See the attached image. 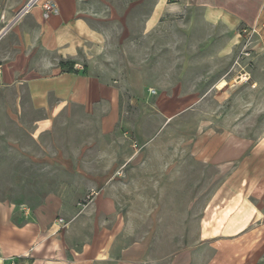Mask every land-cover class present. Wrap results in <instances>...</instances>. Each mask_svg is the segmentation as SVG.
I'll use <instances>...</instances> for the list:
<instances>
[{"label":"rangeland","instance_id":"1","mask_svg":"<svg viewBox=\"0 0 264 264\" xmlns=\"http://www.w3.org/2000/svg\"><path fill=\"white\" fill-rule=\"evenodd\" d=\"M9 1L0 0V29ZM14 1L18 4L9 10L16 17L31 0ZM45 1L53 4L55 13L44 14ZM72 1L76 17L89 29L91 39L86 38L83 50L90 51L91 73L118 81L127 103L117 126L106 133L97 114L77 108L71 120L60 122L49 134L31 137L29 127L22 136L0 134V160H7L0 169V200L29 214L47 204L58 205L57 220L62 219L64 227L72 213L102 214L111 205L121 214L125 243H147L156 264H264V249L245 250L243 243L234 245L233 236L201 232L213 222L201 209L216 187L215 171L191 155L200 135L222 123L236 128L238 145L253 144L264 134V52L257 47L258 37L244 50L241 33L252 26L204 21L211 19L214 4L226 6L227 0ZM33 8L44 19L58 15L53 0H37L27 11ZM219 77L229 84L214 88ZM179 94L189 103H160L165 96ZM132 98L139 104L130 105ZM194 100L198 102L190 103ZM165 109L173 115L166 127L159 121ZM153 115L156 121L149 123ZM120 152L132 161L142 160V166L145 160L153 161L157 176L154 169L141 168L134 170L135 179L130 174L123 184L90 185L87 179L101 175V170L86 168L85 163H115ZM172 153L176 157L169 169L164 156ZM107 172L125 177L122 170ZM50 196L56 200L49 201ZM97 219L100 225H115V218L104 214Z\"/></svg>","mask_w":264,"mask_h":264},{"label":"crops","instance_id":"2","mask_svg":"<svg viewBox=\"0 0 264 264\" xmlns=\"http://www.w3.org/2000/svg\"><path fill=\"white\" fill-rule=\"evenodd\" d=\"M53 1L58 15L47 19L38 8L14 17L9 10L18 4L14 0L3 12L6 21L0 29V104L4 111L0 113V134L22 136L27 127L31 137L49 134L60 122L71 120L77 108L85 114H97L106 133L115 128L121 107L127 103L118 81L113 83L91 73L90 51L83 50L86 38L91 39L90 33L82 18L76 17V2ZM244 1L247 5L238 0H227L226 6L214 4L211 19L204 21L228 27L242 21L248 26L264 24V0ZM257 42L264 52V29ZM60 62H74V71L61 69ZM229 82L219 77L212 86L224 87ZM148 97L147 94L144 100ZM185 97L165 96L160 103L184 105L189 103ZM133 102L139 104L136 98L129 100L130 105ZM172 119L171 111L166 109L159 116L165 127ZM148 120L150 123L156 118L153 115ZM161 126L162 123L158 128ZM194 147L191 155L215 171L212 184L216 187L201 209L202 215L211 216L213 222L210 228L202 226L201 232L233 236L234 245L243 243L245 250L264 249V134L253 144L238 145L236 128L222 123L218 129L204 131ZM173 157L175 153L164 156L169 169ZM6 162L5 158L0 160V169L6 168ZM141 163L142 160L132 161L130 155L123 153L111 164L102 159L89 161L85 167L101 170V175L87 180L96 186L113 182L119 185L129 181L130 174L135 179L134 170L141 168L154 169L153 175L157 176L153 161L145 160L143 166ZM107 169L122 170L125 177H113ZM48 200L53 202L56 198L50 196ZM57 206L47 204L29 214L0 200V264H156L147 243H125L123 224L118 220L121 214L111 205L102 214L97 210L72 213L66 227L57 220ZM103 214L108 219L115 218V225H100L97 218ZM87 217L92 221H87Z\"/></svg>","mask_w":264,"mask_h":264},{"label":"built area","instance_id":"3","mask_svg":"<svg viewBox=\"0 0 264 264\" xmlns=\"http://www.w3.org/2000/svg\"><path fill=\"white\" fill-rule=\"evenodd\" d=\"M36 1L37 0H31L29 3H28V5L23 9V10H21V12L22 11H24V12H26L27 11V9L31 6V5H34L35 3H36ZM41 10L44 12V14L45 15H49V14H51V13H55V9H54V6H53V4L50 2V1H45V2H43L42 4H41ZM262 29H264V24H262L261 26H257V25H255V26H252V27H250V28H248V29H243L242 31H241V33L243 34V36H244V46H243V48H244V50L246 49V47L249 45V44H251V38L252 37H258L259 36V32L262 30ZM244 50H243V52H242V55H244V56H248V52H244ZM244 79H243V82L244 83H247L248 82V79L249 78H247L246 77V74L244 75ZM151 94H154V91H151L150 92ZM58 222H59V224L60 225H62V223H63V220L62 219H60V220H58Z\"/></svg>","mask_w":264,"mask_h":264},{"label":"trees","instance_id":"4","mask_svg":"<svg viewBox=\"0 0 264 264\" xmlns=\"http://www.w3.org/2000/svg\"><path fill=\"white\" fill-rule=\"evenodd\" d=\"M59 66L61 69H66L67 72L74 71V62H60Z\"/></svg>","mask_w":264,"mask_h":264}]
</instances>
